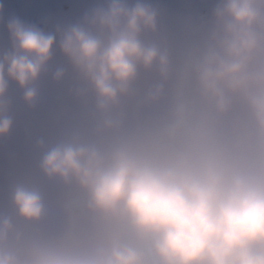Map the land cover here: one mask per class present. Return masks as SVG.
I'll list each match as a JSON object with an SVG mask.
<instances>
[{"label": "clouds", "instance_id": "9594fccd", "mask_svg": "<svg viewBox=\"0 0 264 264\" xmlns=\"http://www.w3.org/2000/svg\"><path fill=\"white\" fill-rule=\"evenodd\" d=\"M3 9L0 6V13ZM216 30L196 65L201 99L217 118L237 102L252 114L259 131V154L234 151L219 138L210 114L175 148L150 151L123 134L114 116L121 101L133 95L139 71H157L165 83L170 61L157 44H145V33L157 32V13L143 4L129 7L112 0L93 11L84 24L61 33L59 47L96 98L102 117L97 135L116 134L110 148L79 142L46 152L41 170L49 180L73 182L89 197L95 226L109 229L107 247L67 255L35 245L34 264H146L144 256L122 242L130 229L148 245L161 264H264V0H222L215 13ZM13 51L0 60V138L12 131L7 115L8 81L35 105L37 83L53 60L56 37L9 22ZM57 69L55 79H64ZM152 90L148 106L164 96ZM13 203L21 219L43 221L46 210L37 190L17 187ZM13 226L0 220V264H20L3 246Z\"/></svg>", "mask_w": 264, "mask_h": 264}, {"label": "rangeland", "instance_id": "374dc122", "mask_svg": "<svg viewBox=\"0 0 264 264\" xmlns=\"http://www.w3.org/2000/svg\"><path fill=\"white\" fill-rule=\"evenodd\" d=\"M44 1L0 0V4L10 5L3 6V11L0 13V60L13 51V41L8 30L9 22L13 19H18L26 27L52 34L49 27L50 21L65 18L70 9L74 8L85 14L84 18L79 19L78 26H80L93 11L107 8L112 2V0H79V3L75 5L69 0H52L53 6L48 9L49 5ZM156 1H152L149 7L157 13V32L145 33L146 36L142 37L143 42L159 45L162 50L167 51L169 61L183 59L184 53H188L190 63L183 62L180 66L173 63V68L178 69L177 75L171 77L170 82L177 76L181 79V83L173 87H165V82H162L159 77L152 79L150 72L140 69L139 72L144 73L145 81L143 84L136 83L133 95L121 102L129 100L127 110L130 113L139 112L142 107L148 109L147 97L153 89L163 86L165 90L163 98L150 107L154 111H159L166 102H172L171 112L181 116L185 125L181 126L182 133L175 139L160 136L152 140L153 143L143 145L144 148L150 151L175 148L181 141L195 133L198 117L210 114L213 122L219 119L216 132L221 141L238 145L236 151H242L252 158L256 157L260 150L257 127L254 128L250 124L249 128L244 129L243 134L236 138L240 132L239 129L242 128L241 118L243 117L239 102L228 115L217 118L214 107L206 104L199 95L196 65L205 53L201 38L197 37L192 44L177 40L179 34L195 33V23L203 25L204 31L210 33L208 35L211 37L216 30L217 9L213 11L208 9L209 12L206 15L209 17L210 12L212 15L206 21H202L200 17L204 13V7L200 5L202 9H197L202 0H187L186 10L191 15L190 18L181 15V12L176 10L180 6H172V1ZM22 2H29V4L24 6ZM122 2L128 6L138 3L137 0H122ZM173 15L185 24L175 21ZM164 30L169 33L166 43H163ZM172 39L176 42H172ZM63 63L64 67L61 68L60 65L51 62L45 73L47 79H40L36 85L38 100L32 106L25 102L23 90L15 82L8 81L6 101L9 104V111L7 115L12 120L13 127L9 136L0 138V220L8 219L13 226L8 244L3 246L2 250L13 253L20 264H34L32 249L35 245L67 255H81L107 247L111 236L109 229L95 226L94 217L89 213V197L75 182L65 185L60 180H49L41 170V163L46 152L60 145L79 142L84 145L97 144L110 148L117 138L116 134L111 133L107 140L89 142L88 131L74 126L64 134L68 138L67 142H64L62 137L59 143H53L48 139L47 135L51 130H66L63 117L56 116L59 103L69 113L72 111L70 107H75L72 115H80L83 110L90 115L97 110L96 98L89 97L92 92L90 87L80 79L67 59L63 60ZM57 69H62L65 74L60 82L54 78ZM168 80H170L169 77ZM63 81L67 84L66 97L56 93L53 100L49 101L45 88L49 87L50 91L56 90ZM76 90H83L86 97H77ZM63 98L70 102L69 108H66L67 104ZM38 111H44L45 115L38 117L39 120L32 121L30 117L36 116ZM81 117L84 118L85 114H81ZM121 121L129 124L130 118L122 116ZM123 134L135 144H143L136 134L129 131H123ZM20 186L40 192L46 210L42 222L28 223L20 218L13 203V193ZM122 242L126 246L136 248L144 256L146 264H161L151 247L140 244L130 229L124 231Z\"/></svg>", "mask_w": 264, "mask_h": 264}, {"label": "bare ground", "instance_id": "6f19581e", "mask_svg": "<svg viewBox=\"0 0 264 264\" xmlns=\"http://www.w3.org/2000/svg\"><path fill=\"white\" fill-rule=\"evenodd\" d=\"M151 1H155V0H150V1L142 0L138 3L149 7L152 4ZM166 1H172L173 2L172 6H174V7L180 6V8L176 9V10L180 11L181 15H183L187 18L191 17L189 12H187V10H186V6H187V2H188L187 0H166ZM44 2L48 3V5H49L48 9L50 8V6H53L52 3H54L52 0H45ZM146 2H148V3H146ZM138 3H136V4H138ZM136 4L129 5V7H134ZM200 5L202 7H204V13L201 15L200 18L202 21H206V19H209V17L212 15L211 12H210L209 17L206 15V13L209 12L208 9H210L212 11L215 9H218L219 7L222 6V0H202V3L199 4V6L197 7L198 10L202 9L200 7ZM173 16H174L175 21H177L181 24H185L184 22L180 21L175 15H173ZM202 16H203V19H202ZM195 25L197 26L198 24L195 23ZM195 25H194L195 33L184 34V35L179 34V35H177L178 36L177 40H178V42H181V43L192 44L193 41L197 37H199V39L201 38V40H202V46L204 47L205 52H206L207 47L211 43L212 36L210 37L208 35L210 33H206L204 31L203 25H198L197 27ZM164 32L165 33L163 36V43H166L168 40L169 33L166 32L165 30H164ZM181 35H183V36H181ZM144 36H146V35H144ZM172 42H176V41L174 39H172ZM170 54L171 53H169V55ZM183 62L185 64L190 63V59L188 58V53H186V54L184 53L183 59H170V71H169L170 80H167V82L165 83V87H173V86L179 85L181 83L180 82L181 79H179L178 76L174 80H172V82H170V81H171V77L177 75L176 72H177L178 68H176V67L173 68V63H177L178 66H180V63L183 64ZM150 74H151L152 79H155V77L160 78L157 71L150 72ZM40 79H47L46 75L43 74ZM139 79H140V76H139ZM79 89H82V88H79ZM45 90L47 93L46 97L49 99V101H52L53 97H54V95H56V93L62 95V97H66L65 95H66V90H67V84L65 82H61L58 85L56 90L50 91L49 87H46ZM150 90H152V89H150ZM75 92L77 93V97H86L84 95L83 90H76ZM89 97H92V98L95 97L94 93L91 92ZM63 99H65V101H66V104H67L66 108H69L71 106L70 102L66 98H63ZM128 101L129 100L121 102V107L117 112L114 113V116L120 120H121L122 116H129V118H130L129 124L122 122L123 131H129V132L136 134L137 137L143 141V144H141V145H146V143H153L154 141H152V140H154L155 138H158L160 136H162V138L165 137V138H174L175 139V137H178L180 135V133H182L181 126L185 125L183 123L184 119L182 120L181 116L174 115L171 112V108H172L171 103L172 102L171 103H170V101L166 102L165 106L159 111H154L153 108H151L149 106L148 109H145L144 107H142V109L139 112L130 113L127 110L128 109L127 108ZM239 107L241 108V112L243 114V117L241 118L242 128L239 129L240 132L236 136V138H239L240 135L243 134V130L248 129L250 124L254 128L257 127L256 123L252 117L251 112L244 105H242L240 103H239ZM70 109L73 111L75 109V107L74 108L70 107ZM56 110H57L56 116L63 117V123H66V130H58V131L51 130L48 133L47 137L49 140L53 141V143L61 142V137H62L64 142H67L68 138H66V136L64 134L67 133L68 131H70L71 128L74 126H78L80 129L88 131V134L90 136V139L88 138L89 142H98L100 140H107L108 136L111 134L109 132H105L101 136L97 135L98 131L101 128V123H102V117L97 112V110L94 111L90 115H87V111H84V110H83L84 113L82 111L80 113V115H72L71 114L72 111H71V113L67 112V110H65L64 107L60 103H59L58 108ZM81 114H85V117L82 118ZM69 138H71V135H69ZM222 142L225 145H227L230 149H232L234 151L237 150L238 145L228 143L227 141H222Z\"/></svg>", "mask_w": 264, "mask_h": 264}, {"label": "water", "instance_id": "95a60500", "mask_svg": "<svg viewBox=\"0 0 264 264\" xmlns=\"http://www.w3.org/2000/svg\"><path fill=\"white\" fill-rule=\"evenodd\" d=\"M69 1L75 5L78 4V0H69ZM0 6H2L3 8V6L7 7L9 5L5 3L4 4L1 3ZM83 16L84 13L73 8L69 10V14L67 17L63 19H56L51 22L50 27H51L52 35H54L57 40V45L53 50V60H52L53 63L60 64L64 59H66L59 47L61 33L70 27L78 26L79 19L82 18ZM39 115H44V113L39 112Z\"/></svg>", "mask_w": 264, "mask_h": 264}, {"label": "flooded vegetation", "instance_id": "af4514ba", "mask_svg": "<svg viewBox=\"0 0 264 264\" xmlns=\"http://www.w3.org/2000/svg\"><path fill=\"white\" fill-rule=\"evenodd\" d=\"M140 1H142V0H137V2H140ZM148 1H150V0H148ZM152 2V1H151ZM78 3H79V1H78ZM146 3H148V2H146ZM8 4V3H7ZM22 4L24 5V6H27L28 4H29V2H22ZM9 5V4H8ZM134 5V4H133ZM10 6V5H9ZM69 14V13H68ZM68 16V15H67ZM66 16V17H67ZM85 17V14H84V16H83V18ZM64 18V17H63ZM63 18H57V19H63ZM56 20V19H55ZM53 21V20H52ZM52 21H50V25H51V22ZM80 21V20H79ZM78 25H79V23H78ZM50 27V26H49ZM50 33H52V31H51V27H50ZM65 60V59H64ZM63 61L60 63V64H55V65H60V67L61 68H63L64 66H63ZM144 73H142V72H139V76H140V79L138 78V80H137V82L136 83H138V84H143V82L145 81V79H144ZM64 82V81H63ZM39 112H44V111H38V113H37V115H36V119L37 120H39V118L38 117H41V115H39ZM45 113V112H44ZM45 115V114H44ZM43 115V116H44ZM32 121H36V120H32Z\"/></svg>", "mask_w": 264, "mask_h": 264}]
</instances>
